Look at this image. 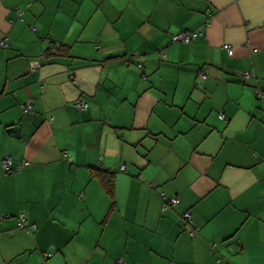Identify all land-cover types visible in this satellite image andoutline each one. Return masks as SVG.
I'll return each instance as SVG.
<instances>
[{
    "label": "crops",
    "instance_id": "0c3cea01",
    "mask_svg": "<svg viewBox=\"0 0 264 264\" xmlns=\"http://www.w3.org/2000/svg\"><path fill=\"white\" fill-rule=\"evenodd\" d=\"M4 39L0 264H264V0H0Z\"/></svg>",
    "mask_w": 264,
    "mask_h": 264
},
{
    "label": "built area",
    "instance_id": "2783aa9c",
    "mask_svg": "<svg viewBox=\"0 0 264 264\" xmlns=\"http://www.w3.org/2000/svg\"><path fill=\"white\" fill-rule=\"evenodd\" d=\"M19 14V12H18ZM209 22V21H208ZM208 22H206V26L208 25ZM202 36V33L200 30H195V31H180L174 35L171 36V43L172 44H189L192 41H194L195 39H197L198 37ZM7 43L6 40H2L0 41V48H6ZM225 49L230 52V47L226 46ZM164 58V55H163ZM40 67V63L38 61H35L31 64V69H38ZM239 76L243 79V80H247L250 79L252 77L251 74L249 73H239ZM202 79H205V76H202ZM256 97L258 99V101L262 102V111L264 112V93L260 90L256 91ZM77 109L80 110H85L87 108V104L84 103L82 100H77L75 102L74 105ZM22 109V113L24 115L29 114L32 111V105L31 103H26L25 105L21 106ZM219 118L221 120H223V116H219ZM0 168H1V172L2 174L6 175V174H18L22 168V165H18V166H13L12 165V161L9 157H3L0 160ZM126 170L125 166H121L119 168V171L124 172ZM113 173V172H112ZM160 200L162 202V210L166 211L169 209H173L175 207H177V205L179 204V200L175 197H168L166 196L164 193L160 194ZM1 219H5L7 218L6 216H2L0 217ZM182 218L184 220V222L186 224H190L191 223V216L189 212H186L182 215ZM17 229L18 230H22L25 232H30L33 231L35 229L34 226H30V225H26V220L24 218L23 215H19L17 217ZM196 230V229H195ZM194 233L193 230L189 231V235L192 236ZM118 264H122L121 262H118Z\"/></svg>",
    "mask_w": 264,
    "mask_h": 264
},
{
    "label": "trees",
    "instance_id": "16d2710c",
    "mask_svg": "<svg viewBox=\"0 0 264 264\" xmlns=\"http://www.w3.org/2000/svg\"><path fill=\"white\" fill-rule=\"evenodd\" d=\"M44 56L46 57H52V56H68V47H65L63 45H55L51 43L49 47L45 50ZM114 173L109 171H97L94 173V176L98 177L100 184L106 194L109 197L113 196V190H114V179L113 176ZM17 228V225H16Z\"/></svg>",
    "mask_w": 264,
    "mask_h": 264
}]
</instances>
